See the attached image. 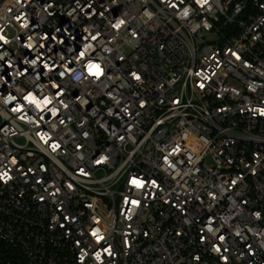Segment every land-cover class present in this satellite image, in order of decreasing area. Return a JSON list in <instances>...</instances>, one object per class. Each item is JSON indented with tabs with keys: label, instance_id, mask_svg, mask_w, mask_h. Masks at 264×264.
Listing matches in <instances>:
<instances>
[{
	"label": "built area",
	"instance_id": "obj_1",
	"mask_svg": "<svg viewBox=\"0 0 264 264\" xmlns=\"http://www.w3.org/2000/svg\"><path fill=\"white\" fill-rule=\"evenodd\" d=\"M0 264H264V0H0Z\"/></svg>",
	"mask_w": 264,
	"mask_h": 264
}]
</instances>
